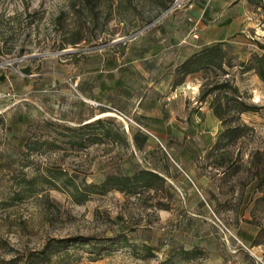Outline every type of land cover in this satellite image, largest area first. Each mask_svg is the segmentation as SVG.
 <instances>
[{"label":"rangeland","instance_id":"rangeland-1","mask_svg":"<svg viewBox=\"0 0 264 264\" xmlns=\"http://www.w3.org/2000/svg\"><path fill=\"white\" fill-rule=\"evenodd\" d=\"M200 1L173 0L162 10L161 0H0V84L15 93L0 101V264L264 262V82L240 67L263 52L264 9L249 12L254 28L222 41L232 64L225 68L257 109L240 115L239 138L214 149L222 124L210 98L199 99L202 72L188 75L175 97L166 84L171 78L174 87L176 68L189 56L175 39L198 31L186 22ZM166 35H173L171 49ZM121 64L129 69L118 72L120 85L111 70ZM113 83L138 86L146 104L161 97L163 122H150L153 135L139 115L102 102ZM93 90L96 99L84 97ZM130 128L147 134L144 148L131 144ZM141 168L163 181L150 190L84 194L89 183ZM118 234L129 243L97 259L88 245L48 260L40 253L54 239Z\"/></svg>","mask_w":264,"mask_h":264},{"label":"trees","instance_id":"trees-1","mask_svg":"<svg viewBox=\"0 0 264 264\" xmlns=\"http://www.w3.org/2000/svg\"><path fill=\"white\" fill-rule=\"evenodd\" d=\"M173 2V0H161L159 2L160 9H166ZM262 53H255L248 62H241L240 67L244 71L254 70L257 76L264 82V44H258ZM227 58V54L222 46V42H216L209 45L202 46L199 50L195 51L184 59L176 68V78L173 80V86L181 85L185 82L188 75L197 72H202L205 80L203 88L199 94V99L205 101L210 98L209 106L213 116L222 125L221 131H217L211 147L218 148L223 140L226 144L235 141L241 136L244 124L240 121V115L247 112L256 111L257 107L249 104L242 96L239 88L235 85L233 76L227 71L226 67H232L231 61ZM220 77H223L220 80ZM106 120L97 118L94 123L104 126ZM103 134L111 136V130L105 128ZM118 137V136H117ZM260 153L256 149L254 156ZM163 177L157 172L141 168L134 171L132 174L116 173L107 176L102 183L94 184L89 183L85 185V196L91 193L103 194L104 192L116 189L121 192L134 190L138 187L144 189L155 188L158 182H162ZM261 187V184H258ZM77 191L78 188L76 187ZM128 238L123 234H118L115 237H104L98 241L91 236H74L67 238H59L49 241L40 250V253L48 260L50 255L57 253L60 250H67L71 247L81 245L91 246L94 259L110 248L119 246L121 244H128ZM148 253L149 247H146ZM151 255V254H150ZM153 264H169L165 259Z\"/></svg>","mask_w":264,"mask_h":264},{"label":"crops","instance_id":"crops-1","mask_svg":"<svg viewBox=\"0 0 264 264\" xmlns=\"http://www.w3.org/2000/svg\"><path fill=\"white\" fill-rule=\"evenodd\" d=\"M193 7L194 8H191L188 13L189 16L187 17L186 22V24L188 23L187 29H189L190 32H193L194 29L198 28V31L193 32V35L189 34L188 36L186 34L185 39H181L180 36H177V39H175L177 44L185 42L182 54L184 52L183 50H186L188 53L184 55V58L204 45L226 41V39L235 33H242L245 29L250 27L254 28V24L250 22L249 12L251 11V13L254 14L253 10L258 11L261 7L264 9V0H201ZM172 37L173 35H166L163 38L169 44ZM171 47L172 45L169 44L167 48L171 49ZM122 65L123 64L120 66L118 65L115 71L111 70L115 74V81L120 85L121 82L119 81H121V78H118V72L122 70L123 72H126L127 69H129V67L122 68ZM119 68L121 70H118ZM29 72L30 68H28V65H23L21 71L22 81H29V77H31ZM170 79L171 78L168 79L166 84L169 86V91L172 92V96H170L172 98L175 97V93L181 85L172 88ZM9 84V82L4 81L0 84V90L6 89ZM29 86L30 85H28V87ZM137 87L138 86L132 85L130 88L128 85H122L117 89L113 83L109 88L106 86L105 98H102V102L113 105L116 109L118 108L126 112H131L136 117L140 116V120L146 125L144 131L150 135L151 132L149 131L150 129H148L149 127L151 128L150 125L152 123L150 122H153L154 120H156V122H163V116L162 114H159L161 97L154 96V99L150 104L141 102L142 99L137 96ZM154 89L160 91L159 87ZM171 89H173V91H171ZM96 93V90H93L92 92L87 91L84 97L89 98L88 100L96 99ZM195 113L197 114V111ZM193 116L194 115L192 114V117ZM95 118L96 115L92 117L89 116L88 121ZM164 122H169V120L164 119ZM129 139L134 148L138 150L144 148L149 141L147 134H145L143 130L136 128H130Z\"/></svg>","mask_w":264,"mask_h":264},{"label":"built area","instance_id":"built-area-1","mask_svg":"<svg viewBox=\"0 0 264 264\" xmlns=\"http://www.w3.org/2000/svg\"><path fill=\"white\" fill-rule=\"evenodd\" d=\"M15 97V93L14 90L11 86H8L6 89L4 90H0V101L2 100H8V99H13ZM97 105V103H96ZM114 114L123 119L127 120V121H131V119H129L125 114H123L121 111L113 109ZM127 128V126H125ZM257 264H264V262L262 260H258Z\"/></svg>","mask_w":264,"mask_h":264}]
</instances>
